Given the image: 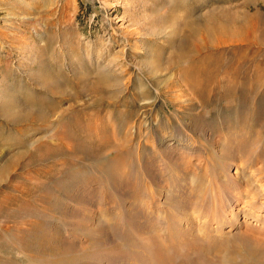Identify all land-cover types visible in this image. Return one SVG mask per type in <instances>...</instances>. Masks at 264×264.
<instances>
[{
	"label": "rangeland",
	"instance_id": "374dc122",
	"mask_svg": "<svg viewBox=\"0 0 264 264\" xmlns=\"http://www.w3.org/2000/svg\"><path fill=\"white\" fill-rule=\"evenodd\" d=\"M220 12L253 17L243 23L256 43L242 41V68L260 85L242 103L201 104L171 55L182 24ZM97 78L104 86L93 91ZM263 96L264 0H0V143H26L38 156L65 149L0 174L4 193L28 175L40 199L21 214L16 205L1 212L12 248L0 250V264L35 263L25 239L36 218V237L66 242L73 255L83 248L79 264H187L240 224L258 228L255 217L233 214L231 198L240 183L264 191ZM29 114L35 120H9ZM72 117L85 131L77 139ZM16 149L0 151V169ZM223 203L233 212L221 217L237 223L206 238Z\"/></svg>",
	"mask_w": 264,
	"mask_h": 264
},
{
	"label": "bare ground",
	"instance_id": "6f19581e",
	"mask_svg": "<svg viewBox=\"0 0 264 264\" xmlns=\"http://www.w3.org/2000/svg\"><path fill=\"white\" fill-rule=\"evenodd\" d=\"M252 19L253 17L247 14L238 15L236 12H220L193 20L190 19L192 21L188 20L182 24V34L181 36L179 34L177 48L171 55L174 59L172 61H174V63L179 68L178 70H180L183 78L188 80V84L186 83L188 85L187 87L197 94V99L201 104L208 105L212 102L218 103L220 100H223L226 104L231 102L229 99L230 97L241 100L242 103V100H246L245 98L250 96L251 93H255L257 90L258 86L260 85V79H258L257 76L255 78H253V76H251L252 78H248V75H246L247 73L244 72L242 68L243 62L249 59L246 57V51L243 47L244 45L242 41L244 39L248 40V36L254 31L253 28L250 29L249 27L247 30H245L246 27H243V23L249 20L251 21ZM177 30L179 31V29ZM251 35H253V33ZM248 41L249 45L251 46L256 43L255 40ZM226 43L231 44V49L223 48V46H225L224 44ZM91 85V90L97 91L103 89L104 82L102 78H97ZM263 100L264 99L260 97L259 103ZM45 113L46 112H41L39 115H37V117L40 118V120H46ZM35 116L29 114L19 118L18 115V117H12L9 120H11L10 122L16 123L26 120L27 117L30 118L29 120H35ZM76 117H72V119H70V123L68 122L69 126L72 125V127L75 129H73L75 131V134L73 135L74 139L85 135V131L83 132L82 129L83 124L80 123ZM32 122L35 123L34 121ZM7 144V141L0 143L1 153L6 150L11 151V149H17L15 154L8 157L4 166L0 169V174H4V171H6L10 166L20 162L19 159L24 157H26L27 160L21 162L19 165V167L21 166L23 169L43 162L44 158L46 157L53 158L65 152V149L58 147L51 150L48 149V156H38L35 151L28 150L26 143L18 144L16 146ZM44 171L45 170L40 169V171L37 170L34 172L39 175ZM19 174H17V176H19ZM20 175H22V173ZM25 181L28 183V185L29 183L32 184V180L29 179L28 175L25 177ZM27 183L25 185L11 183L9 186H7L11 191L16 193H4L2 190H0V215L1 212L10 205L18 206L19 208L15 211L19 212V214H21L22 211H28V209L30 210L31 206L32 208L37 206V203L40 199L37 198V196L36 198L34 196L35 192L38 190H36V187L34 188V183L31 186H28ZM240 184L236 187V191L233 194L231 200L232 206L234 203L237 205L239 202L242 205L240 207L234 205V208L237 209L234 210L235 212H233L232 207L231 209H227L229 206L223 203V208L220 207L219 212L216 213L217 215L212 217L214 218L212 221L216 225L205 228L206 238L209 237V233L211 230H213L212 228L220 229L223 224L229 223V225L232 226L237 223L236 220L233 222L232 220H224L221 217V215H225V219H227L226 214H229V212H231V214L233 212L234 215L245 212V216H253L258 221H260L261 224L258 225V228H256V225L250 226L249 228L244 224H240L243 225V228H241L239 225L238 229L232 233H229L230 237L233 236V239L229 240L228 238H221L219 242H215L213 245H215V248L218 249H216L214 253H209V255L211 254L213 257H215L218 262H213L209 255L207 256L208 252H206L202 254L194 253V256L192 253L191 258L189 257L190 254H188L189 256L187 255L185 260H191V262L187 261V264H264V213L262 214V210H264V191L249 188L250 186L247 185V183L245 187H243V185L240 186ZM261 186L263 187V185ZM245 193L247 194L246 198H250V201L248 202L246 199L243 200ZM252 199H255L254 202ZM177 208L185 210V206L183 205H179ZM252 210L255 211H253L251 214L250 211ZM41 222L42 221H40L39 218H36V220L32 222L35 234L33 237L31 235L28 239L26 237L27 240L25 239L27 247L34 249L35 255L32 256L33 262H35L34 264H39L40 260L44 258L48 264H52V262H56V264L58 262L59 264H79L83 261V259H85V252L82 251L83 248L80 252L73 255V246L66 245V242L57 244L52 238L48 239L42 235L40 238L36 237V234H38L41 230V228L37 230ZM217 224L219 225L218 227ZM14 226L16 225L14 224ZM11 231H13L16 236H18L17 226ZM225 232H228V229ZM2 235L3 233H0V245H4V247H2L0 250H7L9 252L12 248V245L10 241H6ZM38 239H40V241H38ZM232 241L234 242L233 245ZM27 247L25 246V248ZM71 254L73 255L72 258ZM52 257H56V261L51 260L50 258ZM29 264H32V261Z\"/></svg>",
	"mask_w": 264,
	"mask_h": 264
}]
</instances>
